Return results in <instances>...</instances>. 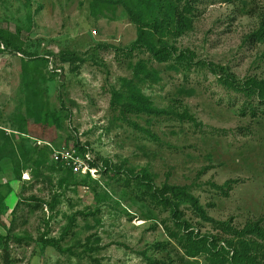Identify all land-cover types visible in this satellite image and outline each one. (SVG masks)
<instances>
[{"label":"rangeland","instance_id":"obj_1","mask_svg":"<svg viewBox=\"0 0 264 264\" xmlns=\"http://www.w3.org/2000/svg\"><path fill=\"white\" fill-rule=\"evenodd\" d=\"M193 1L158 63L135 0H0V264L264 263V106L219 80L264 81V0Z\"/></svg>","mask_w":264,"mask_h":264},{"label":"trees","instance_id":"obj_2","mask_svg":"<svg viewBox=\"0 0 264 264\" xmlns=\"http://www.w3.org/2000/svg\"><path fill=\"white\" fill-rule=\"evenodd\" d=\"M135 7L132 9L127 7V12L135 24L139 27V37L134 44L135 48L144 49L150 58L158 63L167 61L172 52L167 50L166 43H164L165 35L178 38L187 29V15L195 9L196 1L193 0H135ZM125 3V2H124ZM0 33V51L1 46L4 51L12 48V44L7 41ZM17 52L19 49H16ZM15 51V50H14ZM19 53V52H18ZM181 57H177L179 59ZM220 82L237 92H242L247 98H256L259 105L264 106V81H257L254 79L245 84L235 83V80L227 74L220 77ZM135 109L137 108L134 106ZM134 107L126 110V112H133ZM149 111V110H148ZM180 117H187L184 113ZM22 133V132H20ZM24 134V133H22ZM25 135V134H24ZM81 148H78L79 151ZM91 167H95V163H90ZM106 170V166H104ZM71 172V171H70ZM74 174V173H73ZM143 180V179H142ZM142 180L138 181V186L142 184ZM146 193L151 200L157 199V195L146 186ZM192 207L198 213L200 218L206 220L204 212L198 207L197 201L189 197ZM257 231V235L264 237V232L259 231L257 225L250 226L248 232ZM191 234V233H190ZM188 243L187 252L194 256L198 254L208 255L210 261L214 264H264L262 261H257L254 257H250L249 253L239 255L236 252L229 257V252L225 249L213 252L214 245L205 238L194 237L192 234L187 238Z\"/></svg>","mask_w":264,"mask_h":264},{"label":"built area","instance_id":"obj_3","mask_svg":"<svg viewBox=\"0 0 264 264\" xmlns=\"http://www.w3.org/2000/svg\"><path fill=\"white\" fill-rule=\"evenodd\" d=\"M1 50L3 47L1 46ZM54 72L60 73V70ZM53 160L56 163H61L74 174H90L93 175L96 172L95 167H91L92 162L88 153L78 154L74 150H53Z\"/></svg>","mask_w":264,"mask_h":264}]
</instances>
